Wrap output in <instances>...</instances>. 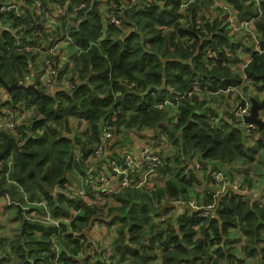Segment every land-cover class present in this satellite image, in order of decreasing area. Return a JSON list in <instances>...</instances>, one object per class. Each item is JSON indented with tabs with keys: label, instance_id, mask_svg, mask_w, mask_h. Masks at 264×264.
<instances>
[{
	"label": "trees",
	"instance_id": "16d2710c",
	"mask_svg": "<svg viewBox=\"0 0 264 264\" xmlns=\"http://www.w3.org/2000/svg\"><path fill=\"white\" fill-rule=\"evenodd\" d=\"M71 1L72 6L79 7L80 19L77 27L68 25L71 29L68 34L73 44L85 47L91 41L98 42V45L77 60L76 68L86 83L79 86L75 93L56 91L54 96H48L41 91L42 94L38 95L33 91L13 90L9 93V99L1 102L5 106H11L12 100L23 101L25 106L28 108L35 106L38 111V116H35L31 125H25L20 131L24 138L23 143L18 140L24 173L36 168L41 181L50 188L57 185L60 180H63L60 184L66 182L68 175L75 169L87 178L91 172L97 173L96 167L101 169L111 160L119 161L117 149L122 143L117 139L109 148L110 154L103 157L95 156L92 162L86 163L94 152V142L101 143L100 122L113 112H117L119 128L123 126L119 130L120 133L124 129L128 134L144 131L139 133L142 134L152 130L170 136L177 146L181 139L182 146H179L181 157L187 161L192 156H197L202 166H212V170L206 175L212 184L221 183L212 174H222L228 170V165L235 164L236 167L252 162L258 152L264 149L262 131L259 140L247 145L241 130L233 128L226 122L218 127L212 124L207 115L209 107L206 104V94L201 100L198 97L182 100L177 109L171 108L170 105L163 108L156 106L163 102L164 94L168 93L166 90L168 85L184 94L191 89L198 75L204 76L213 86L217 83L230 86L240 82L237 75L223 66L226 61L223 52L225 45H231L225 32L219 30L216 24L210 28L208 34L200 36L197 32L180 27L178 22L168 24L177 17L176 11L141 1L143 9L139 12H126L122 16L124 24L131 29L130 33L121 34L120 29L111 26L107 38L101 40V14L96 10L101 0ZM119 1L104 0L105 3L113 5ZM227 1L236 7L241 18L254 15L253 9L245 4V0ZM28 4L31 5L32 2L29 1ZM46 5V0H43V6ZM37 16L35 12L29 11L25 19L27 33L30 36L40 32L41 28L36 24ZM165 23L167 33L163 34L157 26ZM15 26L23 28L18 21L15 22ZM257 27L262 34L264 49V16ZM189 34L196 37V40L185 49V36H190ZM12 45L10 34L4 33L0 40V78L8 85H22L25 73L34 63L33 49L37 44L34 42L30 44L32 49L30 52L12 51L8 55ZM205 46L219 55V61L205 53ZM210 64L213 65L209 67ZM246 73L254 80L256 88L264 92L262 88L264 52L254 55ZM128 82H135L138 86L149 89L140 94L129 89ZM0 87L5 89L1 84ZM168 94L166 97L174 101L175 93ZM171 109L176 111L173 118H169L168 115ZM71 117L78 119V126L82 124L81 119H86L93 133L91 141L87 144L78 142L82 158H77L73 152L75 139L64 135L69 125H73ZM37 128H42L44 132L31 136L29 132ZM10 138H13L11 134L0 133V151ZM6 158L7 156L1 160ZM180 159L175 158L174 161L181 163ZM14 160L11 176L28 192L30 201H45L56 217L68 215L72 207L78 208L76 201L47 192L37 180L35 172L25 180L20 178L16 155ZM186 167L189 168V165L186 164ZM163 171L161 169L159 172L162 174ZM189 174L190 176L185 170L183 173L178 172L177 176L166 179L162 186H154L151 190L128 188L114 196L115 205L83 206L75 221H71L70 227L73 231L83 233L82 231L105 214V209L108 208L107 214L109 217L112 216V219L108 220L107 224L112 226L120 223L114 230L115 236L112 241L114 258L118 262L127 261V264H149V261L157 256L155 250H160V257L165 264H180L183 261L192 264L206 262L233 264L236 258L225 248V242L230 237L229 231L240 232L248 240V245L245 246L248 257L259 254L264 256V206L258 204L262 197H254L253 193L223 194L218 197V213L211 219H204L195 214H183L178 215L174 223L162 225L155 222L156 214L167 203L190 194L197 176L192 171ZM0 180L4 188L10 190L12 200L24 206L19 189L6 184L4 170H0ZM126 191L129 192L123 194ZM207 194L210 198L208 200L204 198L202 202L204 204L216 199V192ZM162 198H166L167 202L159 208L156 207V201ZM12 207L16 206L13 204L7 206L8 209ZM28 212H31V209ZM14 218L22 219V222L26 219L25 216L21 218L19 213H16ZM62 227L65 231L64 224ZM21 230L22 224L19 234L9 243L10 249L17 262L27 264L28 259L33 258L34 264H38L43 258L41 252L50 251L49 239L56 230L51 226L32 223L30 220L23 234ZM147 237L149 244H144ZM2 244L3 240L0 238V247ZM64 244L69 247L71 253L64 251L62 260L64 264H69L75 259L68 254L79 255V251L84 249L85 239L76 238L71 243ZM216 244L219 248L210 251ZM126 254H130L131 257H126ZM3 261L0 259L1 264ZM238 262L241 264L243 261L239 259ZM95 264L103 263L98 261Z\"/></svg>",
	"mask_w": 264,
	"mask_h": 264
},
{
	"label": "built area",
	"instance_id": "2783aa9c",
	"mask_svg": "<svg viewBox=\"0 0 264 264\" xmlns=\"http://www.w3.org/2000/svg\"><path fill=\"white\" fill-rule=\"evenodd\" d=\"M29 1L32 2L31 5L28 4ZM142 1L176 11L177 17L170 20L168 24L178 22L180 27L197 32L200 36L208 34L210 28L216 24L219 30L225 32L231 45H225L223 52L226 56V61L223 66L229 68L233 74L240 78V82L235 85L224 86L217 83L213 86L204 76L198 75L195 77L191 89L184 94L168 85L166 90L168 93H175V100L171 101L166 97L169 94L165 93L163 102L156 104V106L163 108L170 105L171 108L177 109L182 100L193 97H198L201 100L202 96L206 94L211 98V101L206 104L209 107L207 115L212 124L218 127L226 122L233 128L241 130L247 145H252L259 140L261 137L259 128L257 125L247 122V118L251 115L252 99H254L250 93L255 91V86L254 80L247 75L246 69L255 54L264 52L262 34L257 27L258 22L264 16V0H246L245 4L251 6L254 11L253 16L246 18H241L236 7L227 0ZM46 4V6H43V0H0V35L3 38L4 33H9L13 40V45L9 49L8 55L12 51L30 52L32 50L30 44L33 42L37 44L33 49L35 60L25 73V81L33 83L48 96H54L56 91L68 93L74 91L75 93L79 86L86 83L81 79L79 69L76 68L78 57L90 51L94 46L98 45V42L91 41L85 47L73 44L74 42L68 34L71 30L68 25L71 24L75 28V26L79 25L80 19L78 15L79 7L72 6L71 0H46ZM141 9H143L141 0H120L118 4L97 6L96 10L101 14L102 24L100 39L104 40L107 38L108 29L111 26L120 29L121 34L130 33L131 29L124 24L122 16L126 12H139ZM29 11L38 15L36 24L41 28L40 32L34 36H30L27 33L25 26V19ZM16 21L23 28L16 27ZM165 25L166 23L157 26L163 34L167 33ZM29 29L31 30V27ZM195 40L196 37L192 35L185 36L186 45L184 48H189L190 44ZM69 49H72V51L69 52ZM205 53L211 58H215V61H219V55L208 46H205ZM212 65L208 66L211 67ZM127 86L140 94L149 89L138 86L135 82H128ZM243 86L248 87V91H244L242 89ZM0 90L2 92L0 95V133L11 134L18 144V140L23 143L24 138L20 131L25 125L30 126L32 122L23 115L26 107L25 103L12 100L11 106L3 105L1 102L9 99L10 95L1 87ZM214 110H217V112H212ZM260 117L264 119V114H260ZM81 120L82 124L80 126H74L76 127L75 131L64 133L65 136L75 139L76 144L73 152L77 158L83 157L81 147H78L80 146L78 142L87 144L93 136L89 122L86 119ZM117 122V112L109 114L106 119L100 122L101 143L95 144L94 142V152L86 160V163L92 162L95 156L103 157L110 154L109 148L119 138V130L123 127L119 128ZM43 132L42 128H37L33 132L30 131L29 134L34 136ZM133 134L139 133L133 132L130 135L134 137ZM122 144H127V142ZM157 144H159L157 140L149 139L139 153L134 152L133 149L122 148L119 145L117 152L120 155V160H111L108 164H104L101 169L96 167L97 173L93 174L91 172V175L87 178H84L75 169L74 172L68 175L67 181L56 186L53 191L54 195H62L69 200L76 201L78 204V208H70L69 214L61 217H56L45 201H30L28 192L25 191L17 179L12 178L11 173L15 164L14 151H11L6 159L1 160L0 170H4L6 184L8 186H16L24 200V206H22L19 202L12 200L9 192V194L5 195L10 204L21 208L23 217L25 216L30 222L51 226L56 230L49 239L51 243L50 251L43 250L41 252L43 258L38 264H64L62 260V254L66 251L64 242L71 243L76 238L81 237L85 239L84 249H81L77 256L68 254V256L75 259L77 264H95L98 261L103 264H127V261L118 262L115 260L111 246L101 245L93 247L94 245H89L91 242L94 243L93 235L95 232L102 230V232L107 234L104 222L99 221V219L94 220L88 228L82 231L83 233L73 231L70 223L75 221L83 206H92L104 199L114 197L128 188L151 190L155 186V184H152V179L167 164L166 158ZM179 146H182L181 139ZM11 154H13L12 157H10ZM212 176L220 180V182L224 180V176L221 173L212 174ZM230 187L235 193L248 194L244 187L237 185V181L230 184ZM252 195L256 197L255 193ZM166 202L167 199L162 198L160 201H156V207L159 208ZM217 203L216 199L207 204L199 203L196 199L188 198V196L172 200L156 214L155 222L162 225L174 223L178 215L183 214H195L204 219H211L217 216ZM30 209L31 212H28ZM62 224L66 228L65 231H63ZM114 225L111 226L110 245L115 236L114 230L117 227ZM37 234L39 235L40 233ZM143 243L149 244L148 237L145 238ZM218 248L219 245L216 244L210 251H215ZM67 252L71 253L70 251ZM155 253L159 255V258L149 264H165L160 257V250H155ZM125 256L131 257L130 254ZM1 258H3L4 264H9L5 260V258H8L7 256L4 255ZM190 258L192 259L193 257ZM28 260L27 264H34L33 258ZM75 261L69 264H74ZM16 264L24 263L17 262ZM180 264L192 263L183 261ZM205 264H211V262H206Z\"/></svg>",
	"mask_w": 264,
	"mask_h": 264
},
{
	"label": "rangeland",
	"instance_id": "374dc122",
	"mask_svg": "<svg viewBox=\"0 0 264 264\" xmlns=\"http://www.w3.org/2000/svg\"><path fill=\"white\" fill-rule=\"evenodd\" d=\"M142 1V0H141ZM245 2H247L245 0ZM107 3L104 2V0H101L100 5H106ZM47 25V24H45ZM2 38V35H0V39ZM43 41V40H42ZM72 49H69V52H71ZM255 86V84H254ZM242 89L244 91H248V87L243 86ZM253 98L257 100H262L264 98V92L259 91L255 86V91L250 93ZM1 95V94H0ZM207 102L211 101V98L209 96H205ZM212 112H217V110H214ZM264 113L261 112V114ZM176 114V111L174 109L169 110V118H173ZM23 115L26 119H29L31 121L34 120L35 116H38V111L35 106L32 108L25 107V110L23 112ZM70 120H72L73 125L78 126L79 121L77 118L71 117ZM73 125H69L68 129L64 131V133H70L76 130V127ZM144 131H140L138 133H141ZM133 133V132H131ZM152 137L151 140H157L159 142L158 147L164 154L167 164L162 169L164 170L162 174L152 179V184L157 182L160 186L163 185L166 179L173 178L177 176L176 174L178 172L183 173L184 170L186 171V174L190 176V171L195 173L197 176V181H195L191 187V192L188 195V198L196 199L199 203H202L204 198L209 199L207 192H216V194L220 195L221 193H224L226 191V187L224 185L233 184L237 181V185L242 186L246 189V191L255 193L257 197H259L261 194L264 193V149H261L258 154L255 156V160L252 162H246L245 165L241 167V169H233L231 173H227L226 171L222 172L224 176V180L219 184H212L210 182V179L206 178V175L209 174V171L212 170V166H202L203 164L199 162L197 156H192L189 160L185 161V159L182 156L181 151L179 150V147L174 143V140L167 136L164 133H156L154 131H148ZM130 133L128 134L125 129L120 133L118 142L124 143L127 142V137H129ZM133 140L130 143L122 144L120 147H126L127 149H133L134 152H141L143 147L145 146V143L143 140H141V137L139 134H133ZM179 136V134H177ZM147 138V137H146ZM87 140V139H86ZM138 144V146H136ZM80 147V146H78ZM13 149V148H12ZM120 150V149H119ZM13 154L10 155L12 157ZM189 156V155H186ZM171 158L169 161L168 159ZM175 158H181V163H177L174 161ZM186 164L189 165V168L186 167ZM168 166V167H167ZM182 176V175H181ZM162 182V184H161ZM129 191L124 192L123 194L127 193ZM106 204L115 205L116 201L114 197H109L107 199H104L96 205L103 206ZM258 204L261 206H264V198L262 197L260 200H258ZM10 205V202L8 201V198L6 195H0V238L2 239H11L14 236L19 234V230L21 228L22 219H16L14 218L16 216V213H18V209L16 207H12L10 209L7 208V206ZM108 208L105 209V214L100 216L99 221L104 222V227L107 230L106 239H108L106 242L101 243L100 241H94V243H89V245H94L93 247H99L101 245L103 246H111L113 249V244L110 245V234L112 227L107 224L108 220L112 219V216L109 217L107 215ZM118 224V223H117ZM115 224L114 226H118ZM230 237L225 242V248L227 250H230V252L235 256L236 261L233 264H239V259L243 262L241 264H264V258L263 255H253L251 257H248L245 253V246L248 245V240L240 233L236 231H229ZM115 234V232H114ZM10 240L5 242L3 246L0 247V258L4 255L8 258H5L6 261H8L9 264H16L17 260L13 255V252L10 249ZM64 247L66 248V251H69V247L64 244ZM114 251V249H113ZM159 258V255H157L155 258L151 259L149 263L155 262L156 259ZM3 260V258H1ZM262 259V260H261ZM4 262V261H3ZM1 264V263H0ZM4 264V263H2ZM74 264H77L75 261Z\"/></svg>",
	"mask_w": 264,
	"mask_h": 264
},
{
	"label": "water",
	"instance_id": "95a60500",
	"mask_svg": "<svg viewBox=\"0 0 264 264\" xmlns=\"http://www.w3.org/2000/svg\"><path fill=\"white\" fill-rule=\"evenodd\" d=\"M262 81H263L262 82V88L264 89V76L262 77ZM0 84L7 90L8 93H11L13 90H23V91H33L38 95L42 94L34 85H23V84L22 85H20V84L8 85L4 82V80L2 78H0ZM263 111H264V98L260 101L255 99V98L252 99L251 115L247 118V122L250 124L257 125V127L263 132V135H264V120L262 118H260V113ZM12 148L15 151V154H16L18 161H19V176H20V178L25 180L28 178V176L32 172H35L36 176H37V180L39 181L41 186L49 193H52L55 190L56 186L58 184L62 183L63 180H60L57 183V185L48 188L41 181L40 174L36 168H31L30 170H28L27 172L24 173V169H23L24 163H23V158H22V154H21V148H20L19 144L17 143V141L14 137L10 138L7 141L5 147L0 151V160L2 158H4L5 156H7L12 151ZM9 192H10V190H8L7 188H4V186L2 185V182L0 180V194L1 193L9 194ZM18 213L21 216V218H24L22 215V209L21 208L18 209ZM27 223H28V220L23 219L21 234L24 233Z\"/></svg>",
	"mask_w": 264,
	"mask_h": 264
},
{
	"label": "crops",
	"instance_id": "0c3cea01",
	"mask_svg": "<svg viewBox=\"0 0 264 264\" xmlns=\"http://www.w3.org/2000/svg\"><path fill=\"white\" fill-rule=\"evenodd\" d=\"M12 1V0H11ZM33 83H30V82H28V81H25L24 80V85H32ZM264 114V113H263ZM140 136H142L141 137V140H143L144 141V143H147V141H149V139L152 137L149 133H147V132H145V133H142V134H139ZM147 137V138H146ZM261 137H262V133H261ZM132 140H133V136H131V135H129V137H127V143H130V142H132ZM136 146H138V144H136ZM241 167L242 166H239V165H237L236 167H235V164H232V165H228V170L226 171L227 173H231L232 171H233V169H241ZM71 174V173H70ZM69 174V175H70ZM160 175H161V173H160ZM155 184V186H160L157 182H155L154 183ZM161 184H162V182H161ZM233 193H235V192H233L232 191V189H231V187H230V184L229 185H227V187H226V191L224 192V193H221L220 195H218V194H216V200H217V198L218 197H220V196H222L223 194H230V195H232ZM248 193H250L249 191H248ZM261 197H263L264 198V193L263 194H261L260 195ZM208 200V199H207ZM218 201V200H217ZM217 205H218V203H217ZM218 213V212H217ZM106 233L105 232H102V230H100L99 232L97 231V232H95V234L93 235V241H100L101 243H103V242H106L108 239H106ZM14 238V237H13ZM13 238H11V239H2L3 240V244H2V246L5 244V242H7V241H11Z\"/></svg>",
	"mask_w": 264,
	"mask_h": 264
},
{
	"label": "clouds",
	"instance_id": "9594fccd",
	"mask_svg": "<svg viewBox=\"0 0 264 264\" xmlns=\"http://www.w3.org/2000/svg\"><path fill=\"white\" fill-rule=\"evenodd\" d=\"M22 83H23V85H24V80L22 81ZM32 85H34V84H32ZM39 91H41L36 85H34ZM7 91V90H6ZM42 92V91H41ZM261 114V113H260ZM261 118V117H260ZM264 120V119H263ZM260 130V129H259ZM260 132H261V130H260ZM263 133V132H262ZM15 152V151H14ZM16 155V154H15Z\"/></svg>",
	"mask_w": 264,
	"mask_h": 264
}]
</instances>
